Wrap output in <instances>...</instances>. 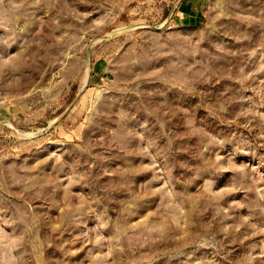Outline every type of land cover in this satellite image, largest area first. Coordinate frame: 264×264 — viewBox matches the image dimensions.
<instances>
[{"label":"rangeland","instance_id":"rangeland-1","mask_svg":"<svg viewBox=\"0 0 264 264\" xmlns=\"http://www.w3.org/2000/svg\"><path fill=\"white\" fill-rule=\"evenodd\" d=\"M171 5L0 0V264H264V0Z\"/></svg>","mask_w":264,"mask_h":264},{"label":"crops","instance_id":"crops-1","mask_svg":"<svg viewBox=\"0 0 264 264\" xmlns=\"http://www.w3.org/2000/svg\"><path fill=\"white\" fill-rule=\"evenodd\" d=\"M171 7L169 10L173 11H188L193 3V0H171Z\"/></svg>","mask_w":264,"mask_h":264},{"label":"water","instance_id":"water-1","mask_svg":"<svg viewBox=\"0 0 264 264\" xmlns=\"http://www.w3.org/2000/svg\"><path fill=\"white\" fill-rule=\"evenodd\" d=\"M144 25H148V24L125 25L124 27H121V29H129V28H132V27H135V26H144ZM150 26L153 27V28H158V27L153 26V25H150ZM115 31H117V30H111L109 33H113ZM87 61H88V64H89V49H88V52H87ZM85 86H86V82L84 83L82 88H84ZM68 108H69V106L63 111V113L60 115V117L67 111ZM57 120H58V118L54 119L53 123L56 122ZM0 123H9V125L12 127V129L19 133V131L13 125H11L10 122H8V121H0Z\"/></svg>","mask_w":264,"mask_h":264},{"label":"bare ground","instance_id":"bare-ground-1","mask_svg":"<svg viewBox=\"0 0 264 264\" xmlns=\"http://www.w3.org/2000/svg\"><path fill=\"white\" fill-rule=\"evenodd\" d=\"M124 27V26H123ZM87 72V71H86ZM7 124H9V123H7ZM26 135H29L28 133L26 134ZM24 136H25V134H24Z\"/></svg>","mask_w":264,"mask_h":264}]
</instances>
